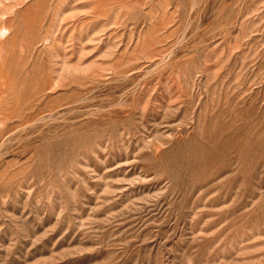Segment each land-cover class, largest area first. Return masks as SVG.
I'll use <instances>...</instances> for the list:
<instances>
[{"label":"rangeland","instance_id":"rangeland-1","mask_svg":"<svg viewBox=\"0 0 264 264\" xmlns=\"http://www.w3.org/2000/svg\"><path fill=\"white\" fill-rule=\"evenodd\" d=\"M0 88V264H264V0H0Z\"/></svg>","mask_w":264,"mask_h":264},{"label":"bare ground","instance_id":"bare-ground-1","mask_svg":"<svg viewBox=\"0 0 264 264\" xmlns=\"http://www.w3.org/2000/svg\"><path fill=\"white\" fill-rule=\"evenodd\" d=\"M2 86V85H1ZM1 89V88H0Z\"/></svg>","mask_w":264,"mask_h":264}]
</instances>
